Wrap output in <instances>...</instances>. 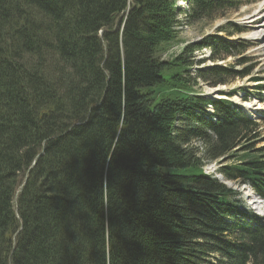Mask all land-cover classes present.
Masks as SVG:
<instances>
[{"label": "trees", "instance_id": "16d2710c", "mask_svg": "<svg viewBox=\"0 0 264 264\" xmlns=\"http://www.w3.org/2000/svg\"><path fill=\"white\" fill-rule=\"evenodd\" d=\"M181 1L189 26L239 6ZM175 8L176 0H0V264H264V223L227 202L233 191L195 175L200 160L252 149L257 125L225 100L195 95L201 85L183 76L195 52L209 49L216 63L247 45L214 35L163 61ZM201 71L211 87L250 73ZM190 142L204 148L200 160L183 150ZM219 165L264 198V160Z\"/></svg>", "mask_w": 264, "mask_h": 264}, {"label": "rangeland", "instance_id": "374dc122", "mask_svg": "<svg viewBox=\"0 0 264 264\" xmlns=\"http://www.w3.org/2000/svg\"><path fill=\"white\" fill-rule=\"evenodd\" d=\"M227 1H231V0H227ZM131 2H132V0H129V4ZM240 3H241V6L237 11L230 12L229 14H227L223 18L220 17V19H222L223 21L222 20L218 21L219 18H217L216 20H211V22H213V23H209L208 21H207V23L206 22L205 23L199 22L196 25H193L191 27L181 25L179 28H177V35H176L175 41L168 46L167 53L164 56L162 55V60L163 61L168 60V59H166V57L173 56V55L177 54L182 49L183 46H185L186 44H188L190 42L198 41V40L202 39V37L206 34L207 35L216 34L217 31L219 30V28H217V25L222 24V23L225 24L228 21H231L235 24H238L241 28L245 29V32L239 34L235 38H245L246 41L249 43L250 48L247 52H245L244 56L254 57L256 59L253 62H251L252 67L255 68L253 71V73H254L253 75L259 76L261 79H264V51H262L264 46L262 45L261 41H259L257 43L255 37H253V35H255V33H254L255 30L252 28H248L250 26H247L246 23L244 22L247 19L246 22L248 23L250 18L252 19V17H254V16L256 17V15L260 12V10L264 6V0H240ZM185 7H186V5H184V2H182L181 0H176V8H180V10L185 12V11H187V10H185L186 9ZM123 16H125V15H123ZM181 16L183 17L184 14L182 13ZM117 21L118 20H116L115 28L117 25ZM185 22H186V18H185ZM182 23H183V21H182ZM224 26H226V25H224ZM219 35L224 36V34H219ZM252 38H253V40H251ZM193 56L195 57V59H193L194 66L187 73L183 74V76L189 80H191L192 78H194L196 76V73L198 70H202L201 73L204 74V72L207 71V69H209V67H211L212 65L213 66L217 65L219 67H222L221 65L230 66L234 72H239L240 69L242 68V67L239 68V66H236V64H238V63L241 64V60H242L241 55H238V54L226 58L225 61L220 60V61H217L216 63H213V61L210 59L212 57V54H211V51L207 48L201 50L200 52H195ZM246 78L250 81L249 77H246ZM166 79H167V76H166ZM247 79H245V78L244 79H234L232 82H230L226 85H219L213 89L217 88L222 92H229L232 88L234 90L238 89V86L243 85ZM201 80L202 79H200V82L198 83L199 86L201 85V90L199 89V87H197V84H196L195 88L193 89L195 94L199 96V93H201V92H202V94H204L203 92L211 93V86L203 85V83H201ZM193 81H196V83H197L196 78L193 79ZM256 91L257 90H255L254 88L250 89V94L245 95L244 92L242 90H240L231 98V101L238 103V104H240L242 102L243 104L242 103L241 104L244 106H247V107L249 104L251 106V108H255L256 110L252 111L251 109H245V112L247 114H254V116H256V111L263 110L262 111L263 118L260 121V130L261 131H260V133H256V135H257V137L259 135L261 137H264V102L261 104H255V103H257V100H256V93L257 92ZM236 95H238L243 101H249L250 100V102H243L240 100V98L236 97ZM245 96L248 97L247 100H244L242 98ZM255 105H257V107H255ZM202 113L203 114L205 113L204 108H202ZM247 138L248 139L246 140V142L251 144L252 149H250L248 151H244V152H239V154H237V156H235L232 159L226 157L224 159V161H228L229 163H234L235 165H241L242 163L249 162L253 159H259V161L261 163H263L264 158L261 155H259V151L261 148L264 147V142H262L260 144L256 143L255 140H253L254 138L252 137L251 134ZM246 142L241 143V145L245 144ZM213 143H214V140H213ZM213 143H212V141H210L208 143V146L213 148L214 147ZM182 148H183V150L188 151L189 153L196 155L197 156L196 158H198V159L203 157L202 152H203L204 148L201 147L200 143H198V142H194V143L190 142L189 144H183ZM235 151H240V150H239V148H236ZM200 164H202L201 171L199 174H195L196 176L210 177L211 179H216V181L219 184L223 185L225 188H227L229 190L234 189L236 191L235 192L236 195H232V198L227 201L228 203L235 201L236 202L235 204H237V202L240 201L239 203L241 205L243 204L244 207H246L248 209L255 208V206L252 204V202H254L253 196L251 194L252 191L249 189L247 184H241V183L236 182V181L228 180L224 176L219 177L218 173L215 171V169L218 168L217 166L219 164L214 162V161L206 162L203 159V162H202V160H200ZM214 167H215V169H214ZM31 168H32V166H31ZM169 171H177V170L172 169ZM183 171H187V170L182 169V170H179L177 172H183ZM24 181H26V178H24ZM258 205H260V204H258ZM254 211H256V210H254ZM16 234L17 233H15L12 236V240L15 238ZM210 245H211V248H213V244H210ZM207 246H208V244H207ZM9 258H11V255H9Z\"/></svg>", "mask_w": 264, "mask_h": 264}, {"label": "bare ground", "instance_id": "6f19581e", "mask_svg": "<svg viewBox=\"0 0 264 264\" xmlns=\"http://www.w3.org/2000/svg\"><path fill=\"white\" fill-rule=\"evenodd\" d=\"M234 2H236L237 4H240V0H233ZM183 2V1H182ZM184 5H185V3H184ZM186 9H187V11H188V7H187V4H186V7H185ZM255 17V16H254ZM254 17H252V19L250 18V20L248 21V23L246 22V20L244 21L246 24H247V26H250V27H248V28H252V29H254L255 30V35H253V37H255V39H256V41H257V43L259 42V41H261V43H262V45L264 46V6H263V8L260 10V12L256 15V17L254 18ZM227 24H231V25H233V26H235V27H238V26H236V24L235 23H233V22H231V21H228L227 23H225L224 25H227ZM249 24V25H248ZM219 34H224V33H216V34H214V35H216V36H218V37H220V38H222L223 36H221V35H219ZM236 33H233V35H232V37L235 35ZM213 35V36H214ZM251 40H253V38L251 39ZM230 43H232V41L230 40L229 41ZM246 45H247V48H246V52L249 50V48H250V45H249V43L247 42L246 43ZM262 51H264V47H263V50ZM263 53V52H262ZM242 55V54H241ZM213 88H215V87H212V89H211V93L213 94V101H218V100H223V95H221L222 93H224V92H222V91H220L219 89H213ZM236 91H240L239 90V88L238 89H235ZM234 90V91H235ZM255 90H257V89H255ZM257 92V91H256ZM204 94H202V92L199 94V96H201V97H204V98H206V99H209V93L208 92H203ZM248 107H251L249 104H248ZM255 107H257V105H255ZM211 109L212 107L211 106H208V108L206 109V111H208V109ZM251 109H255V108H251ZM246 114V113H245ZM246 116L247 117H249V115L248 114H246ZM23 183H24V180H23ZM22 183V184H23Z\"/></svg>", "mask_w": 264, "mask_h": 264}, {"label": "clouds", "instance_id": "9594fccd", "mask_svg": "<svg viewBox=\"0 0 264 264\" xmlns=\"http://www.w3.org/2000/svg\"><path fill=\"white\" fill-rule=\"evenodd\" d=\"M117 24H118V21H117ZM209 68H211V67H209ZM40 156H41V154L37 155L36 158H38V157H40ZM36 158L34 159L33 162H35ZM33 162H32V163H33ZM34 165H35V164H34ZM25 178H26V177H25ZM25 184H26V183H25ZM21 188H23L22 184H21V187H20L19 191L21 190ZM19 191L16 193L15 198L19 195Z\"/></svg>", "mask_w": 264, "mask_h": 264}, {"label": "water", "instance_id": "95a60500", "mask_svg": "<svg viewBox=\"0 0 264 264\" xmlns=\"http://www.w3.org/2000/svg\"><path fill=\"white\" fill-rule=\"evenodd\" d=\"M212 96H213V95H212ZM212 96H209V98H211ZM34 164H35V162L32 163V167L34 166ZM25 183H26V181H24V183L22 184V186H24ZM21 190H22V188H21ZM21 190L19 191V194L21 193Z\"/></svg>", "mask_w": 264, "mask_h": 264}]
</instances>
